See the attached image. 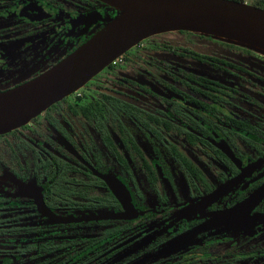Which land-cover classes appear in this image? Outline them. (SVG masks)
<instances>
[{
    "label": "flooded vegetation",
    "instance_id": "af4514ba",
    "mask_svg": "<svg viewBox=\"0 0 264 264\" xmlns=\"http://www.w3.org/2000/svg\"><path fill=\"white\" fill-rule=\"evenodd\" d=\"M121 15L0 0V93ZM0 264H264V52L157 34L0 135Z\"/></svg>",
    "mask_w": 264,
    "mask_h": 264
},
{
    "label": "water",
    "instance_id": "95a60500",
    "mask_svg": "<svg viewBox=\"0 0 264 264\" xmlns=\"http://www.w3.org/2000/svg\"><path fill=\"white\" fill-rule=\"evenodd\" d=\"M100 1L119 10L122 15L48 73L25 85L1 92L0 135L26 125L82 88L115 59L157 34L190 32L264 52V9L245 1ZM229 187H223L216 195L225 193Z\"/></svg>",
    "mask_w": 264,
    "mask_h": 264
},
{
    "label": "rangeland",
    "instance_id": "374dc122",
    "mask_svg": "<svg viewBox=\"0 0 264 264\" xmlns=\"http://www.w3.org/2000/svg\"><path fill=\"white\" fill-rule=\"evenodd\" d=\"M255 1L256 0H245V2L246 3H248V4H250V5H253L254 3H255ZM97 214H104V212L103 211H101V212H98ZM174 243H176L175 241H173V244ZM150 247H152V245H147V246H145L144 248H142V250H148V249H150ZM182 250V248L180 247V248H173V246H172V244H170V246H168V248H167V250L166 251H168L169 252V254H176V253H178L179 251H181ZM165 251V250H164ZM138 251H135V252H133L134 253V255L137 253ZM168 254V253H167Z\"/></svg>",
    "mask_w": 264,
    "mask_h": 264
},
{
    "label": "trees",
    "instance_id": "16d2710c",
    "mask_svg": "<svg viewBox=\"0 0 264 264\" xmlns=\"http://www.w3.org/2000/svg\"><path fill=\"white\" fill-rule=\"evenodd\" d=\"M233 1L240 2V1H245V0H233ZM253 6L264 9V0H256Z\"/></svg>",
    "mask_w": 264,
    "mask_h": 264
}]
</instances>
